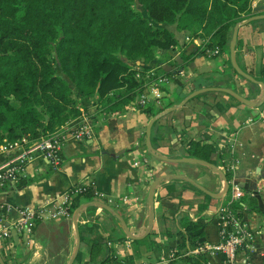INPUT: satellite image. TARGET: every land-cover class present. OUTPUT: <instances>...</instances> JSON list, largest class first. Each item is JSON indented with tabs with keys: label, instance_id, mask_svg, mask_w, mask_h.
I'll return each instance as SVG.
<instances>
[{
	"label": "crops",
	"instance_id": "0c3cea01",
	"mask_svg": "<svg viewBox=\"0 0 264 264\" xmlns=\"http://www.w3.org/2000/svg\"><path fill=\"white\" fill-rule=\"evenodd\" d=\"M255 13L264 10L251 14ZM165 25L174 33L176 43L162 54L163 61H130L153 72H158L160 64L173 66L164 68L171 73L162 74L165 80L159 83L160 98L152 99L150 95L142 105L137 96L122 110L106 111L97 103L96 96L87 98L76 93L81 106L86 107L82 111L89 116L92 134L84 138L69 136L58 168L42 155H36L25 164L16 183L0 186V203L7 207L9 220L16 221L24 208L45 211L34 218L31 235L12 227L9 238H0V256L6 264L68 263L77 245L74 211L70 216H49L47 212L64 202L67 191L84 180L87 185L92 182L97 198L80 203L83 206L77 219L79 256L72 264L95 263L107 252L121 259L131 258L134 264L154 262L164 255L165 244L174 246L181 242L185 233L183 216L191 220V232L199 241H218L217 210L228 195L230 198L233 183L243 191L238 197L244 198L238 216L249 236L233 257L214 252L206 255V264H264V118L259 117L263 101L251 105L222 90H207L152 122L150 143L161 154L192 156L187 153L188 141L199 140L217 146L210 157L221 169L227 162L235 161L229 171L230 191L227 189L221 197L198 186L221 193L223 180L218 172L196 162L163 160L152 155L146 146V125L152 116L177 103L191 90L226 86L258 101L263 86L233 68L228 46L217 52L213 51L216 47L207 48L185 58L202 40L195 36L199 26L190 16L178 25ZM232 28L228 29L229 40ZM234 50L238 66L264 82V17L238 27ZM160 100L162 106H157ZM79 119L77 116L72 121ZM144 156L146 162L142 161ZM3 160L0 151V163ZM166 174L176 175L161 179L154 187L151 229L134 242L118 216L133 234L143 232L149 218V187L153 180ZM97 202L106 203L112 210ZM82 217L86 221L80 220ZM108 239L112 240L111 246L106 244ZM92 240L101 244L95 254Z\"/></svg>",
	"mask_w": 264,
	"mask_h": 264
},
{
	"label": "trees",
	"instance_id": "16d2710c",
	"mask_svg": "<svg viewBox=\"0 0 264 264\" xmlns=\"http://www.w3.org/2000/svg\"><path fill=\"white\" fill-rule=\"evenodd\" d=\"M252 12V0H0V142L35 139L76 118L86 108L76 93L96 96L106 111L124 109L157 76L171 73L161 64L150 73L130 63L163 61L176 43L165 23L178 25L190 16L198 24L195 36L202 40L189 58L207 48L227 49L228 29ZM215 149L199 140L187 145L189 155L211 162ZM69 194L72 212L82 200L97 198L91 185L79 184ZM243 200L228 195L225 203L238 214ZM181 220L182 240L165 244L164 255L173 250L172 264H206V255L188 252L202 241L191 232V220ZM99 245L92 240L94 254ZM90 264L134 262L107 252Z\"/></svg>",
	"mask_w": 264,
	"mask_h": 264
},
{
	"label": "built area",
	"instance_id": "2783aa9c",
	"mask_svg": "<svg viewBox=\"0 0 264 264\" xmlns=\"http://www.w3.org/2000/svg\"><path fill=\"white\" fill-rule=\"evenodd\" d=\"M255 0H252L254 5ZM214 52L218 51V48L213 49ZM152 73L153 71L148 70ZM165 78L162 75L157 76L156 82L148 85V91L143 92L138 97L139 104H145L148 101V97L151 95L152 99H158L162 95V91L159 88L162 81ZM259 117L264 118V100L261 104ZM80 119L76 121L68 120L55 130L41 135L38 138L30 139L23 135L14 139H3L0 142V151L4 155V160L0 163V186L5 183H16L24 169L25 164L33 159L36 155H42L46 158L49 163L54 167L58 168L63 162V147L69 136L76 138L89 137L93 130L89 116L86 112L81 111L79 115ZM142 161L146 162L147 157L144 156ZM137 163V161H135ZM235 161L231 160L227 162L223 167V171H230L233 169ZM83 184L84 182L78 183L70 188L65 194L64 202L58 204L51 211L47 212L49 216L63 215L70 216L73 212L68 208L70 190L76 189L77 185ZM92 185V182H90ZM243 191L237 184H232V191L229 200L236 199L242 195ZM0 238H9L11 234V228L16 227L20 229L24 234H32V223L34 218L44 214L43 209L24 208L21 209V215L16 221H11L6 217L7 207L0 203ZM80 212L77 214V219ZM217 219L219 222L220 239L216 242L202 241L198 246L193 247L188 252L190 254L202 253L209 255L214 252H222L228 258L233 257L235 252L246 243L249 233L246 231L245 226L241 223L238 214L235 210L230 208L226 203H223L217 210ZM80 220H85L84 217ZM130 239H127L129 245ZM108 246L112 245V240H106ZM173 250L168 255H163L158 260L147 263V264H172L171 259L173 258ZM178 264H184L178 262Z\"/></svg>",
	"mask_w": 264,
	"mask_h": 264
},
{
	"label": "water",
	"instance_id": "95a60500",
	"mask_svg": "<svg viewBox=\"0 0 264 264\" xmlns=\"http://www.w3.org/2000/svg\"><path fill=\"white\" fill-rule=\"evenodd\" d=\"M252 10L254 12H258L261 10H264V0H259L258 3H255L254 5H252ZM259 17H264V13H255V14H251L249 16H247L246 18H243L237 22H235L233 24V28H232V33H231V38L229 40L228 43V49H229V56H230V61L231 64L233 66V68L242 76L255 81V82H259L260 84H262L263 86V94L261 96V99L258 101L252 100L247 98L246 96L240 94L238 91L230 88V87H226V86H202L199 88H195L193 90H191L186 96H184L181 100H179L177 103L172 104L166 108H164V110H162L161 112H158L157 114L153 115L152 118L148 121L147 125H146V146L149 150V152L154 155L155 157L161 158L163 160H167V161H188V162H196L199 164H204L210 168H212L213 170H215L216 172H218L223 180V190L221 193H213L207 189H205L204 187H202L201 185H198L201 189H203L204 191H206L209 194H212L214 196L217 197H221L228 189V179L227 176L225 174V172L218 167L217 165H215L214 163H212L211 161L202 159V158H198L195 156H182V157H169L166 156L164 154L159 153L158 151L155 150V148L152 147L151 143H150V129H151V125L152 122L156 119V117L160 116L161 114L174 110L178 107H180L181 105H183L187 100H189L190 98L196 96L197 94L207 91V90H222L224 92H227L233 96H235L236 98H238L240 101L246 103V104H251V105H257L260 104L263 100H264V82L262 80H257L254 76H252L250 73L242 70L236 60H235V42H236V36H237V29L241 24H244L246 22H249L252 19L255 18H259ZM176 60H179V55L176 56ZM163 68H171L173 67L172 65H169L168 63H164L162 65ZM176 174H166L163 176H160L158 178H156L155 180L152 181L150 187H149V192H148V203H149V218H148V225L146 227V229L141 232L140 234H133L128 227L126 226L124 220L118 216V218L120 219V222L125 230V232L127 233V235L129 236V238L131 239H139L143 236H145L146 234H148V232L151 229L152 226V222H153V190L154 187L156 186V184L163 178H167V177H174ZM94 202V201H93ZM101 205H103L105 208H107L108 210H112L111 207L109 205H107L104 202H97ZM83 205H79L75 210H74V224L76 226V231H77V245L76 248L73 252V255L71 256V258L69 259L67 264H72L73 260L75 259V256L77 254V249H78V242H79V234H78V229H77V214L79 212V210L82 208ZM0 264H6L5 261L2 259V257L0 256Z\"/></svg>",
	"mask_w": 264,
	"mask_h": 264
},
{
	"label": "rangeland",
	"instance_id": "374dc122",
	"mask_svg": "<svg viewBox=\"0 0 264 264\" xmlns=\"http://www.w3.org/2000/svg\"><path fill=\"white\" fill-rule=\"evenodd\" d=\"M154 82H156V79L153 81V83H154ZM161 103H163L162 100H160V101L158 102L157 106H159V105L162 106Z\"/></svg>",
	"mask_w": 264,
	"mask_h": 264
}]
</instances>
